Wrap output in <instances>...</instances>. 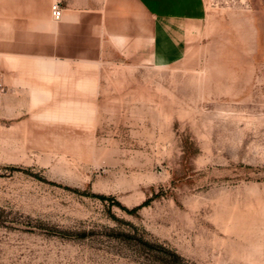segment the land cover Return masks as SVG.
Segmentation results:
<instances>
[{
  "label": "rangeland",
  "instance_id": "374dc122",
  "mask_svg": "<svg viewBox=\"0 0 264 264\" xmlns=\"http://www.w3.org/2000/svg\"><path fill=\"white\" fill-rule=\"evenodd\" d=\"M60 1L75 19L24 37L42 0H0L26 83L0 104V264H264V0H203L200 45L157 68L112 48L104 0Z\"/></svg>",
  "mask_w": 264,
  "mask_h": 264
},
{
  "label": "crops",
  "instance_id": "0c3cea01",
  "mask_svg": "<svg viewBox=\"0 0 264 264\" xmlns=\"http://www.w3.org/2000/svg\"><path fill=\"white\" fill-rule=\"evenodd\" d=\"M19 3L27 0H16ZM41 1V0H34ZM70 1V0H69ZM75 2L71 0L70 2ZM50 0H42L41 6L34 8V14L28 15L27 30L24 37L29 36L37 26L50 31H57L60 24H68L75 19L72 8L63 11L60 21H56L48 13ZM62 1H60L61 3ZM205 6L203 0H104L100 14L105 39L118 55L137 66L169 67L183 61L201 43L205 31ZM7 25V24H6ZM2 26H5L3 24ZM22 35V36H23ZM49 72L51 62L42 63ZM6 74L0 70V104L11 94L17 93L25 80L16 77V88L12 90L6 85ZM46 92V93H44ZM47 91H32V104L38 105ZM61 94L52 93L57 100ZM6 97V98H4ZM71 99L65 101L71 102ZM64 101L60 100L59 104ZM78 101L72 100L75 105ZM79 104V103H77ZM82 108L60 110L57 113L38 112L40 120H65L71 116L85 118L90 115V100L81 101ZM67 117V118H66Z\"/></svg>",
  "mask_w": 264,
  "mask_h": 264
},
{
  "label": "built area",
  "instance_id": "2783aa9c",
  "mask_svg": "<svg viewBox=\"0 0 264 264\" xmlns=\"http://www.w3.org/2000/svg\"><path fill=\"white\" fill-rule=\"evenodd\" d=\"M52 15L57 21H60L62 19L63 9L60 2H57L52 6Z\"/></svg>",
  "mask_w": 264,
  "mask_h": 264
},
{
  "label": "bare ground",
  "instance_id": "6f19581e",
  "mask_svg": "<svg viewBox=\"0 0 264 264\" xmlns=\"http://www.w3.org/2000/svg\"><path fill=\"white\" fill-rule=\"evenodd\" d=\"M52 9V8H51ZM53 16V15H52ZM54 18V17H53ZM56 20V19H55ZM57 21V20H56ZM257 216L259 217V219L257 220V222H262V221H264V207L263 206H261L260 207V210L257 212ZM249 233H247V235H248ZM249 235H251V234H249Z\"/></svg>",
  "mask_w": 264,
  "mask_h": 264
}]
</instances>
